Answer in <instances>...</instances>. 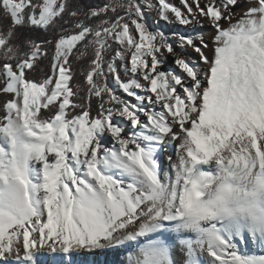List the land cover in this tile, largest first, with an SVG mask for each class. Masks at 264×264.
Wrapping results in <instances>:
<instances>
[{"label":"snow or ice","instance_id":"1","mask_svg":"<svg viewBox=\"0 0 264 264\" xmlns=\"http://www.w3.org/2000/svg\"><path fill=\"white\" fill-rule=\"evenodd\" d=\"M239 2L0 0V264H264V0Z\"/></svg>","mask_w":264,"mask_h":264},{"label":"rangeland","instance_id":"2","mask_svg":"<svg viewBox=\"0 0 264 264\" xmlns=\"http://www.w3.org/2000/svg\"><path fill=\"white\" fill-rule=\"evenodd\" d=\"M171 2L179 5V0H171ZM249 6H250V0H240V2L238 3V5L234 9V11L236 13L240 14L243 11H245ZM154 20H155V14L154 13H148V21L154 28L163 26L165 28V30L169 31V32H173L174 31V32H182V33H185V34H190V32H191L190 29L183 28V27H181L179 25H175V24L174 25H164L162 21L160 22V24H155ZM225 26H227V25H225ZM196 31L202 32L204 34V36H205V39H208L210 35H214L215 34L214 30L211 27H208L207 25L204 28L196 29ZM211 47H212V45H211V42L209 41V50H208V55L209 56L212 55ZM177 50L179 51V49H177ZM183 54L185 56H187L188 58L192 59V60H198L197 54L194 53L191 49L186 50ZM169 67H172V58L171 57H168V59L165 62V68H169ZM169 151L173 155V158H175L174 151L172 149H170ZM117 259L122 261L123 264H126L125 258L124 257H120L119 255H118V257H115V259L112 260V263H115Z\"/></svg>","mask_w":264,"mask_h":264},{"label":"bare ground","instance_id":"3","mask_svg":"<svg viewBox=\"0 0 264 264\" xmlns=\"http://www.w3.org/2000/svg\"><path fill=\"white\" fill-rule=\"evenodd\" d=\"M118 255L120 257H124L120 250L93 251V252L82 251L79 254H73V260L77 262V264H111L112 260L115 259V257H118ZM175 258L180 259L182 257L178 256ZM51 259L52 258L50 256L41 253L37 256V264H49V261ZM112 264H123V263L122 261L117 259L116 262Z\"/></svg>","mask_w":264,"mask_h":264},{"label":"trees","instance_id":"4","mask_svg":"<svg viewBox=\"0 0 264 264\" xmlns=\"http://www.w3.org/2000/svg\"><path fill=\"white\" fill-rule=\"evenodd\" d=\"M104 2H105V0H86V3L90 6H93V7L100 5ZM3 24H4V27L6 29V27L10 24V21L5 20V21H3ZM17 32L23 34L24 36H30V37L37 39V40L46 39V38H48V35H49L48 33L44 32L42 30H39V29L18 28ZM48 64H49V61H47V60L41 62V66L45 67L46 71L49 70L47 67ZM80 79L82 82L83 78L81 77ZM93 108H95V103H93Z\"/></svg>","mask_w":264,"mask_h":264}]
</instances>
